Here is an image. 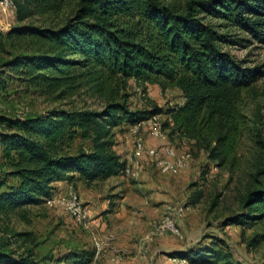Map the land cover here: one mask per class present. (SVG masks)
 <instances>
[{
	"label": "trees",
	"instance_id": "obj_1",
	"mask_svg": "<svg viewBox=\"0 0 264 264\" xmlns=\"http://www.w3.org/2000/svg\"><path fill=\"white\" fill-rule=\"evenodd\" d=\"M13 2L18 23L32 18L38 23L0 32V44L7 39L21 51L1 64L0 90L16 77L64 106L42 115H0V216L20 215L28 205L44 203L55 193V181L89 184L123 175L126 161L113 149V128L156 114L167 116L163 127L168 135L193 140L216 166L233 170L237 165L238 102L242 90L263 72L260 66H245L223 47L244 41L231 29L264 41V0ZM129 81L141 88L177 87L184 101L167 108L154 104L132 109ZM77 98L85 99L81 107L74 105ZM75 138L88 141V147L71 151ZM258 142L262 149L239 193L241 209L226 217L223 226L264 227V141ZM201 193L193 195L192 203ZM8 235L13 240L0 243V264H90L93 257L87 250L37 256L31 232ZM209 239L210 244L197 242L169 255L190 264H238L223 239ZM260 242L264 228L248 245Z\"/></svg>",
	"mask_w": 264,
	"mask_h": 264
},
{
	"label": "rangeland",
	"instance_id": "obj_2",
	"mask_svg": "<svg viewBox=\"0 0 264 264\" xmlns=\"http://www.w3.org/2000/svg\"><path fill=\"white\" fill-rule=\"evenodd\" d=\"M212 22L218 23L215 20ZM25 23L37 24L38 19L32 18L18 23L16 8H5L0 4V32L5 33L12 26ZM231 32L235 34L234 36L244 38V41L240 45H225L223 49L236 59L242 60L245 66H260L263 72L250 87L241 92L238 102L241 122L237 130L236 144L238 163L233 170L216 166L215 161L209 160L208 152L202 147H198L193 140L181 139L179 135L171 134L169 135L171 142L174 144L180 142L184 150L187 149L191 152L192 159L187 167V176L185 179L170 180L171 190L166 194L169 200L165 202L158 216L149 222L142 231H134L131 243L136 245L133 249L125 250L124 247L116 245L113 233L108 231L111 227L105 228L100 224H93L87 203H83L88 214L86 224H79L61 208L50 207L44 203L28 205L20 215L14 213L0 216V243L7 239L13 240V237H8V234H13L16 231H29L35 240L33 249L37 256L57 255L70 250L78 252L87 250L93 252L90 262L93 264L109 262L111 264H173L170 252L181 250L189 245H196L197 242L203 246L210 244L212 239L209 237L215 236L228 244L232 259L238 264H264V242H260L255 247L248 245L250 238L255 233L263 231L262 224L252 227L222 225V221L226 217L240 211L239 193L251 171V162L254 156L262 149L258 141H264V41L251 37L245 31L231 29ZM20 52L19 47L13 48L9 41L4 39L0 44V66L15 53ZM126 92L130 94L128 102L132 109L150 108L154 104L167 108L184 101L179 88L162 89L158 84H146L145 88H141L129 81ZM84 100V98H77L74 105L81 107ZM87 102L92 101L88 100ZM62 106H64L62 102H52L25 87L21 79L16 77L8 79L6 87L0 90V115L18 117L42 115L53 108ZM89 107L97 108V105L91 104ZM159 118L161 122H164L167 116L161 114ZM169 130L171 129L169 128ZM80 145L87 148L89 143L88 141L82 143L79 138H75L70 144L71 151H75ZM0 160H2L1 155ZM148 162L159 172L152 159H149ZM214 166L217 167L216 170H212ZM142 171L140 167L138 176ZM182 172L179 175H183ZM161 174L170 177L178 176ZM133 179L135 178L128 177L129 183L136 182ZM71 186L76 190L74 185ZM104 186L100 182L93 184L84 182L82 190L93 189L101 193ZM197 191L202 192L201 197L199 201L192 203L193 195ZM76 192L79 195V192ZM105 197L104 195L101 198ZM175 203L189 206L186 215L176 220L179 235L165 232L154 235L151 239L147 238L154 223L161 218L165 206ZM93 237L109 238L108 244L97 254ZM115 250H119L122 255V259L118 262L111 261ZM22 251L23 249L19 250V252Z\"/></svg>",
	"mask_w": 264,
	"mask_h": 264
},
{
	"label": "crops",
	"instance_id": "obj_3",
	"mask_svg": "<svg viewBox=\"0 0 264 264\" xmlns=\"http://www.w3.org/2000/svg\"><path fill=\"white\" fill-rule=\"evenodd\" d=\"M183 99V98H182ZM183 103L180 102L179 104ZM128 127L121 125L113 128L115 145L113 147L116 154L125 159L131 153L132 148L127 136ZM142 132L145 136L146 144L151 146L158 143V140L151 137L144 127ZM175 144L179 149H183L180 142ZM1 155V146H0ZM151 159L147 155L140 157L141 175L133 179L136 182L129 183L128 177L124 175L111 176L104 180L95 182L103 183L105 186L99 193L93 189L83 191L84 182L81 180L55 181L53 186L55 192L64 191L67 186L74 185L79 192L83 203H87L91 222L102 227H111L108 231L112 232L115 244L122 246L125 250H130L136 244L131 243L132 235L135 232L142 231L149 222L153 221L161 212L167 198V192H170V180L186 178L188 168L182 170L183 175L177 177L165 176L157 172L148 162ZM132 179V178H131ZM105 195V198H101ZM118 195V196H117ZM9 236V235H8ZM16 248L15 244L10 246ZM185 249V248H182ZM181 249V250H182Z\"/></svg>",
	"mask_w": 264,
	"mask_h": 264
},
{
	"label": "built area",
	"instance_id": "obj_4",
	"mask_svg": "<svg viewBox=\"0 0 264 264\" xmlns=\"http://www.w3.org/2000/svg\"><path fill=\"white\" fill-rule=\"evenodd\" d=\"M0 4L5 8L15 7L13 0H0ZM160 115H152L150 118L128 126L127 136L132 148L131 153L125 158L126 165L123 170V175L126 177L137 178L139 168L141 167L140 157L147 155L154 161L155 167L161 173L177 175L182 170L188 167L191 162L192 155L187 149H179L169 139L168 129L163 127V122L160 121ZM21 116V115H19ZM146 128L149 135L158 140L155 145H147L145 136L142 132ZM217 167H212L216 170ZM3 168L0 160V176ZM44 204L47 206H56L69 214L77 223L86 224L88 220L87 210L83 206L78 193L73 186H68L62 193H55L48 197ZM188 205L182 203L168 204L165 206L161 218L154 223L151 231L147 234V238L151 239L154 235L170 232L174 235H179L176 226V220L183 218L186 215ZM109 238L93 237L96 254L99 253L104 246L108 244ZM122 259L119 250H115L111 261L118 262ZM173 264H189L186 259L173 257ZM93 264V263H90ZM107 264H111L110 262Z\"/></svg>",
	"mask_w": 264,
	"mask_h": 264
}]
</instances>
